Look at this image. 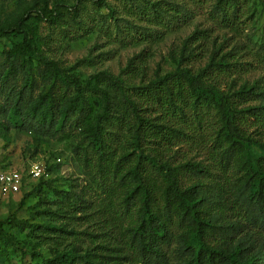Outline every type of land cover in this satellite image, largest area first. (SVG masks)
<instances>
[{
	"label": "trees",
	"instance_id": "1",
	"mask_svg": "<svg viewBox=\"0 0 264 264\" xmlns=\"http://www.w3.org/2000/svg\"><path fill=\"white\" fill-rule=\"evenodd\" d=\"M260 2L264 6V0ZM238 3L217 0L221 24L239 21ZM78 4L81 0L65 9L58 3L51 9L41 7L34 16L58 27L64 38L76 40L97 26L79 19ZM92 4L99 8L104 3ZM144 5L137 7L146 14ZM149 9L155 17L160 10L162 15L173 12L157 0ZM64 15L72 21H65ZM29 16L26 12L0 27V38L10 43L11 63L28 66L34 61L60 75L50 88L54 103L68 101L70 87L75 91L79 108L73 124L94 157L89 183L78 192L66 191L51 213V220L61 225H42L36 235L61 243L74 234L63 220L85 222L86 229L76 233L86 238L85 251L56 254L34 264H164V248L181 224L190 252L174 264H264V105L243 106L255 96L264 99V93L247 83L226 93L218 88L222 76L241 69L231 63V53L213 52L197 70L185 65L181 53H173V71L138 84H123L108 71L80 82L37 49ZM197 35L198 31L187 43ZM145 57L141 51L129 59L121 74L136 77L144 70ZM212 107L218 122L210 135H196L203 139L197 142L192 137L200 134L198 128ZM27 123L31 124L30 115ZM205 136L211 139L203 145ZM188 141L192 148L205 146L204 160L186 157L181 146ZM27 185L28 181L22 189ZM37 255L31 253L33 258Z\"/></svg>",
	"mask_w": 264,
	"mask_h": 264
},
{
	"label": "rangeland",
	"instance_id": "2",
	"mask_svg": "<svg viewBox=\"0 0 264 264\" xmlns=\"http://www.w3.org/2000/svg\"><path fill=\"white\" fill-rule=\"evenodd\" d=\"M100 1L104 4L99 8L92 0H81L78 4L79 19L97 26L76 40L64 38L58 27L48 26L34 16L41 7L51 9L58 3L65 9L76 0H0V27L16 22L29 12L27 24L36 30L37 49L44 57L54 60L64 74L80 82L97 72L108 71L123 84H138L173 71V53H181L185 65L197 70L208 62L213 52L218 55L230 52L231 63L236 62L241 69L222 76L218 88L226 93L247 83L255 84L264 93V6L260 0H239V21L228 26L218 21L217 0H157L160 6L173 9L165 15L160 10L159 17L153 16L149 9L150 2L156 0ZM142 4H145L142 12L146 14L137 7ZM64 20L72 21L69 15H64ZM197 31L199 38L187 43ZM9 49L10 43L0 38V166L26 173L30 164H38L43 167L44 175L29 178L28 185L20 192L0 194V264L40 263L43 258L61 253L79 255L88 245L83 235L76 234L86 229L85 222L63 220L66 230L74 234L61 243L36 238L38 227L61 225L60 220H51L60 197L66 191L78 192L94 173V157L81 141L83 133L73 124L79 101L70 87L68 101L54 103L50 88L61 79L60 75L37 66L34 61L28 66L11 63ZM141 51L146 55L144 70L127 79L121 70ZM22 103L24 107L20 108ZM245 105L262 106L264 99L255 96ZM216 111V107L208 110L207 121L198 128L200 134L192 139L199 141L202 138L196 135L211 134L218 122ZM27 115L31 116L30 125ZM253 129L251 126L249 130ZM210 139L205 136L203 145L209 144ZM189 141L181 146L186 157L204 160L205 146L200 149L194 144L192 148ZM183 226L177 225L171 244L164 248V264L180 262L190 252L185 249L189 240L182 235ZM31 253L38 255L33 258Z\"/></svg>",
	"mask_w": 264,
	"mask_h": 264
},
{
	"label": "built area",
	"instance_id": "3",
	"mask_svg": "<svg viewBox=\"0 0 264 264\" xmlns=\"http://www.w3.org/2000/svg\"><path fill=\"white\" fill-rule=\"evenodd\" d=\"M43 175V167L38 164H30L26 173H22L16 168H3L0 166V194L10 195L20 192L29 178L38 179Z\"/></svg>",
	"mask_w": 264,
	"mask_h": 264
}]
</instances>
